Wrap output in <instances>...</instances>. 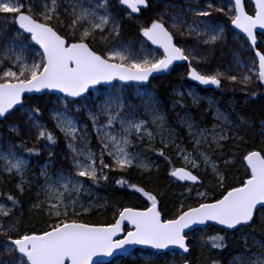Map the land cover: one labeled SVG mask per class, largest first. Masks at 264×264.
Segmentation results:
<instances>
[{
  "label": "snow or ice",
  "instance_id": "6c2138e0",
  "mask_svg": "<svg viewBox=\"0 0 264 264\" xmlns=\"http://www.w3.org/2000/svg\"><path fill=\"white\" fill-rule=\"evenodd\" d=\"M113 4L127 19H133V14L138 18L153 4L178 9L184 15L158 12L148 23L140 24L138 36L142 39L137 41L139 51L134 52L131 45L120 40L123 24L114 14ZM183 4L187 7L167 0H27L26 3L24 0H0V121L19 112L22 124L11 125L10 131L20 135L33 129L37 142L45 141V147L54 145L57 138L42 121L41 110L29 107L26 101L34 93H61L57 100L63 104V110H53L50 115L56 128L65 136L74 172V175L60 172L53 176L47 171L48 165L42 166L45 199L33 207L45 211L54 222L40 232L20 231L15 219V208L19 203L16 196L7 195L10 206L0 203V237H3L0 239V264H103L94 262L93 257H111L114 253L130 255L129 248L137 245L157 253L168 249L189 253L190 246L186 242L189 232L186 230H193L194 226L213 222L223 229L240 231L251 229L257 219L264 222V149L247 151L242 157L247 178L240 186H233L212 200L206 192H197L198 205L189 206L187 210L181 206L178 214L171 218H162L156 195L121 178L117 184L127 185L139 193L149 202L148 206L142 210L124 207L118 210V218L110 224H92L79 219L92 205L81 203L79 194L85 188V182L76 177L97 184L100 180H108L106 170L151 172L154 165L145 156L129 151L133 136L138 140L146 136L149 150L169 164L172 159L165 154V149L171 146L176 151L183 166L172 167L168 174L177 181L202 184L194 172L203 168L205 173L210 169L213 179L223 186L226 175L210 153L222 149L223 142L230 138L237 139L224 127L194 130V125L188 122L191 151L163 135L161 147L156 149L152 147L155 137L148 130V121L123 114L126 101L122 93L129 87H136V98L141 99L144 109L152 114V123L161 121L158 101L147 85L150 78H155L154 74L168 72L177 61L187 62L189 79L201 86L220 88L222 79L238 80L237 75L219 70L207 73L193 67V61L199 64L206 59L198 55L201 46H214L225 39L224 27L210 19L213 13L227 15L234 28L251 42L253 49L256 46L255 30L264 29V0H254L253 14L245 11L243 0H217L215 3L213 0H183ZM9 24L14 28H7ZM170 29L197 43H174ZM4 31H11L13 35L6 38L2 35ZM97 45L103 46V51ZM25 52L35 54L30 62L23 55ZM234 59L238 68H248V73H241L239 77L242 84L247 86L255 77L264 85V50L255 51L252 67L242 64L239 57ZM93 93L97 95L92 105L81 109L80 102L89 99ZM189 95L195 101V94L190 91ZM69 105L75 106L77 112L86 113L99 141L98 150L89 147V125L71 117ZM215 119L222 123L228 120L219 112ZM24 143L22 140L20 145H15L9 141L7 151L0 150V173L20 178L16 184L20 194L24 193L26 184L31 186L24 177L29 162L15 149L21 148L28 155H39L38 149L24 148ZM105 157L110 162H106ZM229 163L224 160L225 167ZM125 222L131 225L130 229L126 230ZM224 241L225 236L217 234L210 236L207 243L212 248L222 249ZM259 247L264 249V242L259 243ZM237 259L241 264H264V253Z\"/></svg>",
  "mask_w": 264,
  "mask_h": 264
},
{
  "label": "trees",
  "instance_id": "16d2710c",
  "mask_svg": "<svg viewBox=\"0 0 264 264\" xmlns=\"http://www.w3.org/2000/svg\"><path fill=\"white\" fill-rule=\"evenodd\" d=\"M161 8L162 4H154L153 8L151 7L150 10L144 11L138 18L137 16H133V19H127L125 18V13L118 11L115 6L113 8L115 15L121 18L123 24L120 38L123 40L141 38L138 36L140 24L148 23L151 18L155 17L156 13L160 12ZM245 10L249 14H252V5L245 3ZM219 16L225 19L223 13H213L212 17L219 18ZM139 19L143 21L139 22ZM224 22L227 30L226 39L214 46L205 47L206 50H203L204 54L202 56L206 59L202 68L212 70L219 67L220 70H223V65L230 60L231 54L237 52L240 53V56L244 60L255 58L252 50L246 48L248 44L245 39L240 35L235 36L232 34L228 20ZM6 27L11 29L14 28V25L9 24ZM4 32L11 34V31ZM235 38H239L238 40L243 43V47L247 50L237 48L239 44ZM190 40L193 39L191 38ZM174 41L178 45L180 44L178 41ZM257 41V50H264V36L257 35ZM4 63L10 66L8 61H4ZM193 67H195L194 63ZM187 71V67H176L166 76L153 78L147 87L160 102L165 117L174 131L176 143L187 148L189 151H191L190 137L186 129L178 122L179 116L187 115L197 125L208 129L213 128L216 121L210 105L206 104L204 100L196 103L186 95H174L173 88L175 86L193 87L201 95L210 96L217 104L219 110L229 119L233 130H235V133H230V136H236L237 139L230 138L228 141L223 142L222 149L217 150L215 153H210L226 175L223 186H220L213 179L209 170L208 173H205L203 168L198 172H194V174H198L202 184L192 185L177 181L168 174L172 167L183 166L182 161L176 156L175 150L170 147L165 149V154L172 159V164H169L163 157L158 156L156 152L149 150V141L145 139L138 143L145 146L147 152L150 154V159L154 163L151 172H142L138 169H129L124 172L106 170L108 180H100L97 184H93L91 180H87L86 178H81L85 182V188L81 191V196L86 201L94 202V206L79 217L83 222L110 224L116 219L118 210H122L124 207L144 209L148 206L149 202L139 193L133 192L127 185L120 186L117 184L116 181L121 178L126 179L132 184L144 187L156 195L159 201L158 208L162 210L163 218H171L178 214L181 206H183L184 210L189 206H197L200 202L196 198L197 192H206L208 199L212 200L219 198L225 190L233 186H240L241 182L247 178L242 157L247 151L264 149V135L262 132L264 124V85H261L258 80H254L245 86L240 82L239 77L241 74H236L235 71L228 69L227 74L238 76L236 82L222 79V86L220 88L210 85L201 86L189 79ZM55 98V95L45 93L42 96H32L26 101L29 107H39L42 113V121L57 138V143L50 145L52 147L51 156L43 146L45 141H36L35 130L29 129L20 135L10 131L11 125L22 124L20 119L21 113L19 112L9 116L7 120L0 121V139L5 144V148H7L9 141L15 145H20L23 140L25 142L24 148L35 147L38 149V156L28 155L21 148L15 149L19 155L28 159L34 168L41 165L44 161L50 160L55 170L68 169L70 173H73L65 157L66 154H69L64 145L65 136L58 131L49 113L52 101ZM148 130L153 132V128L149 122ZM152 147L156 149L161 147L156 138L152 143ZM105 160L106 162H110L108 158H105ZM224 160L230 161L227 167L224 166ZM17 182L18 180L15 175L0 173V200L10 206V202L6 199L7 195L11 194L18 198L19 203L15 208V219L21 232L32 233L46 229L54 221L49 220L45 211L33 207V205L38 203L36 199V186L30 184L31 186L29 187L26 184L24 193L20 194L16 189ZM189 188H191V191H189ZM202 230H204L203 243L197 239V236L188 238L190 251L186 259L190 264H225L226 261L238 253L257 251V248L250 244L248 238L243 237L244 232H250L260 242H264V222H261L260 219H257V222L251 229L226 231L219 227L208 225L203 229H196L191 233ZM217 234L225 236V247L222 249L212 248L207 243L210 236ZM0 239H3V237H0ZM245 243H247V248H245ZM164 255L168 256L169 253H164ZM161 256L162 254L157 255L151 263L134 262L127 259V257H122L113 260L109 264H166ZM173 259L176 263L182 261V257L177 254L173 256Z\"/></svg>",
  "mask_w": 264,
  "mask_h": 264
},
{
  "label": "rangeland",
  "instance_id": "374dc122",
  "mask_svg": "<svg viewBox=\"0 0 264 264\" xmlns=\"http://www.w3.org/2000/svg\"><path fill=\"white\" fill-rule=\"evenodd\" d=\"M24 2L26 3L27 0H24ZM167 2L168 3H172V4H176V5L180 6V7H187L186 4H183V0H173V1L167 0ZM213 2L215 3V2H217V0H213ZM153 6H154V4L151 7L153 8ZM114 7H115V4H113V8ZM170 9L171 10H169L168 8L163 7V8H161L160 12H167L170 15H184V13H182L178 9H173V8H170ZM114 14H115V11H114ZM224 17H225L226 20L224 18H221L220 16H219V18L211 17L210 19L214 23H218V24H220L221 26L224 27V30H225L224 31V36H225V39H226V34H227L226 31L227 30H226V25H225L224 21L228 20L229 26H230L231 22H230V20L227 18V16L225 14H224ZM166 19H167V17H166ZM140 21H143V20L139 19V22ZM189 22H191V17H189ZM170 30L173 32L174 40H176V41H178V43H180L179 45H193V44L197 43V41L194 40V39L190 40L191 38L181 37L179 32L177 30H175V29H170ZM232 34H234L235 36L238 35L234 31H232ZM2 35L4 37L8 38V37H11L13 35V33L11 32V34H7V33L3 32ZM139 39H142V38H130V39H127V40H123V39L120 38V40L123 41L124 43H127V44L131 45V47L133 48L134 52H138L139 51V47H138V43H137V41ZM235 39H236V41L239 44V46L237 48L244 49V50L250 49L248 45L246 47L247 49H245L243 47V43L240 40H238L239 38H235ZM31 47H35V46L31 45ZM205 47H207V46H203V47L201 46L200 51L198 52V55L202 56L204 54L203 50L204 51L206 50ZM97 48L100 51H103V46L97 45ZM202 48H204V49H202ZM23 55L26 56L28 58L29 62H30L32 57L35 54L33 52H25V53H23ZM234 57H239V61L242 64L247 65L248 67H252L253 59L252 58H247V59L244 60L243 57L240 56L239 52H237L235 54L234 53L231 54L230 60H228L227 63L223 65V67H224L223 70H220L219 67L218 68H213L212 70L211 69L202 68L204 66V64H205V61L204 62L202 61L199 64H197L195 61H193V63L195 65V67H197L199 70H201L202 72H207V73H214L216 70H219L220 72L226 73L228 69H231V70L235 71L236 74L248 73V68H238L237 67V61H236V59H234ZM225 80H227V79H225ZM254 80H256L255 77L253 78V81ZM147 89L152 93V91L148 87H147ZM190 91L195 94V101H194L193 96L189 95ZM135 93H136V87H129L127 89V91H124L122 93L123 99H124V101H126V103H125V111H124L123 114L134 115L137 118L146 119L150 123V125L152 126L154 137L157 139L159 144H160L161 135H163L165 138H171V139L175 140L174 139V131H173L172 127L169 125V123L167 121V118L165 117V113L162 110L160 102L156 99L158 101V106H157L158 107V112L163 117V119L161 121H157L156 124H153L152 123V114L149 111H146L144 109V107L142 106V100L139 99V98H136ZM173 94L176 95V96H184V95H186L192 101H194L196 103H199L202 100H204V102L206 104L210 105V107L212 109V112H213L214 119H215V116H216V114L218 112L222 113L219 110V108H218L217 104L215 103V101L210 96L201 95L193 87H186V86H182V85L175 86L173 88ZM96 95H97L96 93H93V95L91 97H89V99L82 100L80 102L81 109H83V107L85 105L91 106L92 103H93V100L96 97ZM153 96H154V94H153ZM57 97L58 96H56V98L52 101V106L50 107L49 113H51L53 110H63V104L60 101L57 100ZM96 102L99 103L100 101H96ZM68 111H69V115L71 117H73L76 121H78L81 124L87 123L89 125V127L87 129L88 134L91 137V143L89 144V147H91L93 150H98L99 149V141H97V139H96V132L92 129L91 121L88 120L86 113H84L83 111L77 112L76 111V107L73 106V105H69ZM101 119L103 121V118H101ZM215 121H216V119H215ZM178 122L186 129L187 132H188V127H187L188 122H191L194 125V130L208 129V128H203V127L197 125L187 115L179 116ZM54 123H55V121H54ZM213 127H216L217 129H219L221 127H224L225 131H227L229 134L233 133V132L235 133V130H233V127H232V123L229 121V119L227 120V123H222V122L216 121V123L213 125ZM211 129L212 128H210L208 130H211ZM117 130H118V125H117ZM58 131H59V129H58ZM262 132H263V135H264V124H263V131ZM145 139H147L146 136H145V138L143 140H138V139H136L135 136H133L131 138L132 145L130 146L129 151L140 152L143 156H145L154 165L153 161L150 159V154L147 152L146 147L142 146V145H140L138 143L139 141H144ZM4 145L5 144L3 142H1V139H0V150L7 151V148H5ZM64 145H65L66 150L68 151V148L66 147V140L64 141ZM80 146H83V145H80ZM45 148L48 150V154L50 152L52 153V147L50 145L45 147ZM170 148L173 149L171 146H170ZM175 154L177 156L176 151H175ZM65 157L67 158L66 160L70 164L71 169L73 170V167H72V154L69 152V154H66ZM105 158H108V157H105ZM28 162H29V160H28ZM217 164H218V162H217ZM44 165H48L47 171H48L49 175H53L54 176V174L60 173V172H63L65 175H68V174H73L74 175V172L70 173L68 171V169L55 170V168L53 167V165L50 162V160L49 161H44L41 165H38V167H36V168H34L30 163H28V168H27V170L24 173V177H25V180L30 182L31 185H35L36 186V190H37L36 191V199H37V202L42 201V200L45 199L44 193H43V190H42V185L44 184V177L41 176V168ZM0 168H2V165H0ZM209 171L211 172L210 169H209ZM15 177L19 181L20 178L18 176H15ZM76 179H81V178L80 177H76ZM73 195H75V194H73ZM79 198H80L81 203H83L85 205L91 204L92 206H94V202L93 201H86L81 196V192L79 194ZM196 198H198L200 200V197H198L197 194H196ZM0 203H5V202L0 200ZM203 231L204 230H202L200 232L195 231L194 233H191L188 236V238H192L193 236H197V239L201 240V243H203V241H202L203 240V235H204ZM243 237L244 238H248L250 244L253 247H256L257 251H255V252H241V253H238L235 256H233L232 258H230L228 261H226L225 264H241V262L238 261V259H237L238 257L249 258V257H251V255L253 253H255V254L264 253V249H261L259 247V243H261V242L258 239H256L250 232H244L243 233ZM253 237L255 239H253ZM175 254H177L180 257H182V261H183V256L178 254V253H174V252L169 253L168 256L162 254L161 257H162V259L165 260L166 264H179L180 262L176 263L175 260L173 259V256ZM156 256L157 255L154 252L149 251V250L148 251L137 250L136 252H133L130 255H128L127 259H130L131 261H134V262L151 263L156 258ZM116 261H119V260H116Z\"/></svg>",
  "mask_w": 264,
  "mask_h": 264
},
{
  "label": "water",
  "instance_id": "95a60500",
  "mask_svg": "<svg viewBox=\"0 0 264 264\" xmlns=\"http://www.w3.org/2000/svg\"><path fill=\"white\" fill-rule=\"evenodd\" d=\"M243 2H244V5H245V3H250V4L252 5L253 13H254V0H243ZM245 11H246V10H245ZM253 13H252V14H253ZM133 15H134V16H137V14H133ZM230 29H231L232 31H234L235 33H237L238 35H240V36H242V37L244 38L243 34H242V33H239V30L235 29L234 26H233L231 23H230ZM255 33H256V46H255L254 49H253L252 46H251V42H250V41H247L246 38H244L245 41L247 42L249 48H250V49L252 50V52L254 53V57H255V51H258V50H257V45H258L257 35H263V36H264V29H259V28H257V29L255 30ZM34 46H35V45H34ZM35 47H38V46H35ZM150 47L154 48L155 46H150ZM185 63H187V62L177 61V62L174 63V65L170 68V70H169L168 72H165V73H156V74H154V77L156 78V77H160V76H166V75H168V74H170V73L172 72V70H173V68H174L175 66H177V65H183V64H185ZM257 64H258V61H257ZM152 79H153V78H150V81H151ZM116 83H119V82H116ZM149 83H150V82H149ZM149 83H148V84H149ZM45 93H47V92L34 93V94H31L30 97H32V96H42V95H44ZM48 94L56 95V96H62L61 93H48ZM174 179H175V178H174ZM179 182H181V181H179ZM181 183H189V184H191V182H189V181H184V182H181ZM141 210H142V209H141ZM186 210H187V209H186ZM117 218H118V214H117L116 219H117ZM162 218H163V216H162ZM208 225L215 226V227H219V228L223 229V226L216 225V224H214L213 222H208L207 225L194 226V229H193V230H186V231H188V232L190 233V232H192V231H194V230H196V229H203V228H205V227L208 226ZM125 228H126V229H130V228H131V225H128L127 222H125ZM224 230H226V229H224ZM226 231H233V230H226ZM117 238H120V237H117ZM186 242L188 243V239H187ZM136 250H143V251L149 250V251L154 252V253L157 254V255H160V254H163V253H172V252H175V253H178V254H180V255L183 256V261H181L179 264H190L189 261L186 259L188 253H183L182 250H178V249H168V250H164V251L161 252V253H157L156 250L151 249V248H148V247H145V246H139V245H137V246H133L132 248H129V252H130V253H133V252L136 251ZM127 256H128V255H124V254H122V253H114L113 256H111V257H104V256L93 257V261H94V262H103V264H109V263H111L113 260H115V259H117V258H122V257H127Z\"/></svg>",
  "mask_w": 264,
  "mask_h": 264
},
{
  "label": "flooded vegetation",
  "instance_id": "af4514ba",
  "mask_svg": "<svg viewBox=\"0 0 264 264\" xmlns=\"http://www.w3.org/2000/svg\"><path fill=\"white\" fill-rule=\"evenodd\" d=\"M170 1V0H169ZM171 1H173V0H171ZM164 6H163V4H162V8H163ZM169 10H171L170 8H168ZM174 43H175V41H174ZM187 63H185V64H183V65H177V66H175L174 68H176V67H183V68H185V67H187V65H186ZM173 68V69H174ZM211 86V85H210ZM215 87V86H214Z\"/></svg>",
  "mask_w": 264,
  "mask_h": 264
},
{
  "label": "bare ground",
  "instance_id": "6f19581e",
  "mask_svg": "<svg viewBox=\"0 0 264 264\" xmlns=\"http://www.w3.org/2000/svg\"><path fill=\"white\" fill-rule=\"evenodd\" d=\"M187 65V64H186ZM48 94V93H47Z\"/></svg>",
  "mask_w": 264,
  "mask_h": 264
}]
</instances>
